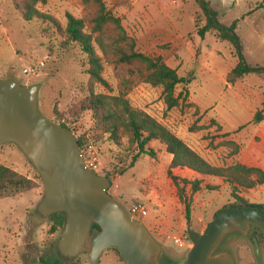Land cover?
Segmentation results:
<instances>
[{
  "label": "rangeland",
  "instance_id": "rangeland-1",
  "mask_svg": "<svg viewBox=\"0 0 264 264\" xmlns=\"http://www.w3.org/2000/svg\"><path fill=\"white\" fill-rule=\"evenodd\" d=\"M207 1L221 23L229 26L239 21L237 34L247 63L253 68H264V0ZM104 2L108 11L122 20L127 34L136 41L137 51L154 58L162 57L180 76L194 74L196 77L187 87L186 100L185 86L177 88L176 95L182 93L183 99L180 106L172 110L165 103L162 87H152L134 77V88L127 97L131 106L155 118L211 165L237 164L233 156L240 146L223 139L219 122L229 131L252 123V112L261 109L263 102L260 103L259 98L252 100L250 96L256 94L264 99V74H250L248 79L233 86L227 84L228 71L238 62L236 50L230 43L221 42L215 33H208L204 39L199 36L198 30L205 26L206 20L195 0ZM38 9L63 27L67 24V14L84 19L88 31L91 30L88 22L91 12L80 0H47ZM61 42L52 23L43 18L26 22L15 8L14 0H0V79H12L24 86L40 85V112L54 123L64 124L78 139L85 140L81 149L84 158L99 167L101 176L111 180V196L128 213L135 205H143L148 210L145 217L130 216L143 223L163 246L162 264H183L184 256L176 262L171 260L184 252L179 245L181 241L192 245L188 226L203 234L220 210L239 202L235 194L248 205L264 206V193L254 189L235 190L223 178L173 169V176L191 183L200 182L198 191L194 192L191 184L185 189L184 198L191 207L192 218L191 223H187L184 200L179 198L169 175L173 156L167 153L166 146L159 141L151 142L148 148L155 152V158L145 156L133 169H128L131 156L136 153L128 157L107 137L94 141L93 113L78 110L80 100L90 90L119 94L134 67L115 64L103 58L97 49L103 58V74L110 89L92 86L82 66L85 55L80 47L73 44L64 48ZM254 127L251 124L245 131L246 138L251 137ZM0 164L38 184L37 189L0 200V264H42V259L59 260L63 264H90L87 254L73 260L61 257L57 245L63 230L53 233L50 218L44 219L37 213L44 184L21 150L13 144L1 146ZM119 181L130 201L119 194L116 188ZM145 194L149 199L140 200ZM162 204L166 211L160 209ZM167 210L172 212L171 216ZM158 219L166 229L164 237L151 226ZM218 252L230 253L236 264H264V238L254 228L247 234L234 233L223 241ZM101 264L126 263L111 249L104 253Z\"/></svg>",
  "mask_w": 264,
  "mask_h": 264
},
{
  "label": "trees",
  "instance_id": "trees-1",
  "mask_svg": "<svg viewBox=\"0 0 264 264\" xmlns=\"http://www.w3.org/2000/svg\"><path fill=\"white\" fill-rule=\"evenodd\" d=\"M80 1L91 12L88 20L92 25L90 31H88L86 20L78 19L71 14H67V24L64 27L51 16L42 14L38 6L46 4L47 0H14V4L24 21L32 22L35 19L43 18L46 22L52 23L62 38V47L68 48L73 44L80 47L85 55L82 66L92 86L110 89V84L103 74V58L114 61L115 64L134 67L130 71V78L123 83L124 89L119 94L108 95L90 90L88 95L80 100L79 112L93 113L95 119L94 141L103 140L107 137V140L120 148L121 152L126 153L128 157L131 156L132 152H135L136 154L131 156L128 169H133L138 160L145 156L155 158V152L148 148L151 142L159 141L164 144L167 153L173 156L169 175L178 190L179 198L181 201L184 200L187 223H191L192 218L191 207L184 198L185 189L191 184L194 192L198 191L200 182L191 183L186 179L173 176V169H189L200 175L223 178L225 182L233 185L235 190L238 188L252 190L264 185V172L261 169L250 168L238 163L229 167L213 166L155 118L141 110L134 109L127 99L134 88V77L152 87H162L165 103L170 110L178 108L183 99L182 93L176 95L177 88L185 86L184 100H186L189 96L187 87L196 77L194 74L190 77L180 76L178 71L168 66L162 57L154 58L137 51L136 41L129 37L123 27L122 20L108 11L104 0ZM195 2L202 10L206 20L205 26L198 30L199 36L204 39L208 33H215L221 42L230 43L236 50L238 62L228 74L227 84L233 86L250 74H264V68H253L246 61L241 40L237 34L239 21H235L229 26L225 25L220 22L218 14L210 2L207 0H195ZM97 49L100 50L103 58L98 54ZM263 121L264 101L262 108L254 114L253 123L259 125ZM60 124L69 130L64 124ZM242 129L244 127L239 130ZM78 142L80 148L83 149L85 140L79 138ZM96 174L101 176L100 172ZM37 188L38 184L35 180L0 164V200L14 198ZM234 196L239 202L228 205L222 210L231 207H244L264 211V206H251L244 203L242 198L236 194ZM50 221L53 223L51 230L53 233L63 230L66 224V215L64 213L55 214L50 217ZM254 229L259 231L261 237L264 238L260 229ZM93 230H99V227L94 225ZM112 250L124 262L119 251L117 249ZM42 264L63 263L59 260L42 259Z\"/></svg>",
  "mask_w": 264,
  "mask_h": 264
},
{
  "label": "water",
  "instance_id": "water-1",
  "mask_svg": "<svg viewBox=\"0 0 264 264\" xmlns=\"http://www.w3.org/2000/svg\"><path fill=\"white\" fill-rule=\"evenodd\" d=\"M39 91L40 85L0 79V147L17 146L41 177L44 195L37 213L44 219L66 215L57 245L61 257L87 254L90 264H101L106 251L117 249L126 264H162L163 246L111 196V180L86 166L75 134L40 112ZM252 228L264 234V211L222 210L203 234L188 226L192 248L183 264H236L230 253L218 250L229 235Z\"/></svg>",
  "mask_w": 264,
  "mask_h": 264
},
{
  "label": "crops",
  "instance_id": "crops-1",
  "mask_svg": "<svg viewBox=\"0 0 264 264\" xmlns=\"http://www.w3.org/2000/svg\"><path fill=\"white\" fill-rule=\"evenodd\" d=\"M230 71H228V74L230 73ZM228 74H227V76H228ZM249 76L250 75L246 76L245 78L248 79ZM226 79H227V77H226ZM224 81H225V79H224ZM247 93H250V91H248ZM251 93L255 94V92H253V91ZM257 98L260 99V103H262L264 101L263 97L257 96L256 94L250 96V99H252V100H257ZM256 111L257 110L252 112V123H250L248 125H241L238 128H233L232 131L227 130L221 124V122H219V124H220V127L222 128V133L224 135L223 139L230 141L232 143H236L238 146H240V150L235 156H233V160L236 161V163H238V164H243V165H246L247 167H250V168H253V167L259 168L264 172V121L259 125H256L253 123L254 114L256 113ZM251 124L255 125V127L253 128V130L251 132L252 133L251 137L246 138L244 133H245V131L250 129L249 127H251ZM241 127H244V129L239 130ZM176 169H181V168H176ZM187 170H189V169H187ZM189 171H191V170H189ZM116 188H117V190L121 196H123L127 201H130V199H129L130 196L128 195V193L121 190L120 181L117 183ZM254 190L258 191L260 193H264V185H261L258 187V189L255 188ZM141 197H143V198L140 199L138 197L136 199H138V200L140 199L143 201L149 199L147 194L142 195ZM157 197L160 198L159 194L157 195ZM163 206H164V204H162L160 206V209L166 211L165 207H163ZM168 214L171 216L172 212L168 211ZM151 226L155 229L156 232L159 233V235H162V237H164L163 235H166V233H165L166 229H165L164 224L162 223L161 219L153 221L151 223ZM180 226H181V228L183 227L182 222L180 223ZM179 245H180L181 249H184V252L180 253V254L176 255V257L172 258V259H174V260H171L173 262L178 261L183 256L184 257H183L182 261H185L189 251L192 248V245L189 242L186 243V241H181Z\"/></svg>",
  "mask_w": 264,
  "mask_h": 264
},
{
  "label": "built area",
  "instance_id": "built-area-1",
  "mask_svg": "<svg viewBox=\"0 0 264 264\" xmlns=\"http://www.w3.org/2000/svg\"><path fill=\"white\" fill-rule=\"evenodd\" d=\"M86 166L93 172H98V166L95 163L89 162L85 158ZM145 217L148 215V210L143 205H135L131 208L129 215ZM132 218V216H130ZM134 219V218H132Z\"/></svg>",
  "mask_w": 264,
  "mask_h": 264
}]
</instances>
